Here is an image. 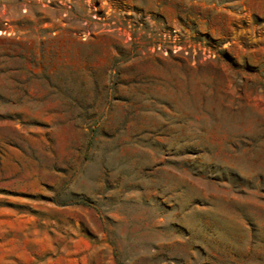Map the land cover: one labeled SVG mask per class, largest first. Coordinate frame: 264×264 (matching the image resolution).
I'll use <instances>...</instances> for the list:
<instances>
[{
    "label": "rangeland",
    "instance_id": "1",
    "mask_svg": "<svg viewBox=\"0 0 264 264\" xmlns=\"http://www.w3.org/2000/svg\"><path fill=\"white\" fill-rule=\"evenodd\" d=\"M0 264H264V0H0Z\"/></svg>",
    "mask_w": 264,
    "mask_h": 264
}]
</instances>
